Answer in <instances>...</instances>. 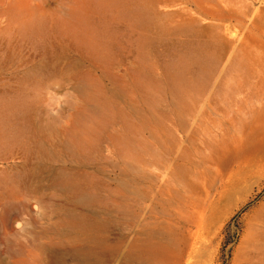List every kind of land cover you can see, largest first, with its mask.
Listing matches in <instances>:
<instances>
[{"label": "rangeland", "instance_id": "1", "mask_svg": "<svg viewBox=\"0 0 264 264\" xmlns=\"http://www.w3.org/2000/svg\"><path fill=\"white\" fill-rule=\"evenodd\" d=\"M264 264V0H0V264Z\"/></svg>", "mask_w": 264, "mask_h": 264}, {"label": "bare ground", "instance_id": "2", "mask_svg": "<svg viewBox=\"0 0 264 264\" xmlns=\"http://www.w3.org/2000/svg\"><path fill=\"white\" fill-rule=\"evenodd\" d=\"M149 232L132 241L125 255L142 264H177L180 251L172 239H155Z\"/></svg>", "mask_w": 264, "mask_h": 264}]
</instances>
